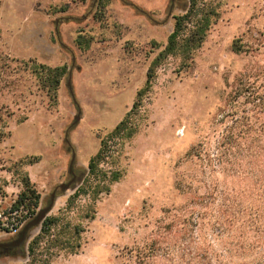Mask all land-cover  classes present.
I'll return each instance as SVG.
<instances>
[{
  "label": "rangeland",
  "instance_id": "1",
  "mask_svg": "<svg viewBox=\"0 0 264 264\" xmlns=\"http://www.w3.org/2000/svg\"><path fill=\"white\" fill-rule=\"evenodd\" d=\"M171 1L0 0V53L67 68L55 106L22 66L12 74L15 83L0 92L7 124L0 134V213L8 219L14 213L20 230L36 216L12 209L24 172L40 194L37 213L54 188L68 182L73 155L80 174L72 188L57 192L45 217L58 222L45 234L40 225L32 230L23 256L2 257L0 264H215L210 253L201 258L196 244L200 236L213 251L209 230L190 227V241L175 233L184 219L198 226V213L210 222L209 210L197 202L215 176H203L188 154L200 143L211 150L221 129L217 114L237 79L264 63L263 49L232 48L239 38L264 33V0H198L215 12L201 47L187 67L178 56L162 59L138 100L148 68L183 14L182 1L174 7ZM79 36L89 42L86 49L76 43ZM136 101L133 134L108 142L107 157L91 174L88 163L101 140ZM25 158L38 160L21 169ZM9 236L0 225V242ZM154 242L159 252L151 262L137 257Z\"/></svg>",
  "mask_w": 264,
  "mask_h": 264
},
{
  "label": "trees",
  "instance_id": "2",
  "mask_svg": "<svg viewBox=\"0 0 264 264\" xmlns=\"http://www.w3.org/2000/svg\"><path fill=\"white\" fill-rule=\"evenodd\" d=\"M178 1L172 0L171 3L177 5ZM181 1L179 7L183 14L175 17L174 28L166 46L148 68L144 87L137 92L138 100L149 91L154 70L162 59L178 56L181 65L188 66L212 24L215 15L212 9L200 5L198 0ZM142 13L146 15L145 12ZM83 40L79 36L76 43L86 49L89 42ZM232 48L236 53H254L263 49L264 55V33L251 41L239 38ZM12 63L17 65L13 66ZM21 66L25 70L29 69L36 77L46 91L50 106H55L60 82L67 71L66 66L50 67L35 60L17 61L0 53V92L15 83L12 74L15 76L19 73ZM71 97L75 100L73 92ZM137 105L136 101L107 137L101 140L99 151L88 163L91 174H97L98 165L107 157L108 142L131 137L133 129L129 124L137 111ZM2 109L1 105L0 134L7 126ZM216 123L221 129L214 137L211 150L200 143L188 154L199 161L203 176H215L208 185L209 192L197 202L200 208L209 210L210 222H205L206 212L198 213V226L184 219L175 233L182 241H190L193 239L190 227H198L201 231L209 230L214 240L213 251L210 247V250L203 248L205 244L200 236H197L196 244L199 249H203L201 258L210 253L215 264H264V63L250 74L237 79L226 109L219 111ZM37 160L38 158H25L19 161L18 166L22 169ZM112 179H117L116 172ZM22 186L23 190L18 194L12 209L23 207L33 217L37 213L35 211L40 194L26 172L22 176ZM57 222V218H44L40 224L42 233H47ZM39 239L37 237L34 240V245ZM158 252L159 248L154 242L139 251L137 257L148 258L151 262Z\"/></svg>",
  "mask_w": 264,
  "mask_h": 264
},
{
  "label": "water",
  "instance_id": "3",
  "mask_svg": "<svg viewBox=\"0 0 264 264\" xmlns=\"http://www.w3.org/2000/svg\"><path fill=\"white\" fill-rule=\"evenodd\" d=\"M79 119V116L75 117V121L77 122ZM68 134V131L66 132V136ZM66 141L68 142V139L66 138ZM74 161V155L72 156V160ZM80 178L77 179V181H79ZM73 185H71L70 183L68 184H60L57 187H55V189L53 190V192L50 194V202L49 205L46 208H43L41 210L38 211V213L36 214V216L31 219L30 221H28L20 230L19 232V243H23L26 242L29 238V234L32 230H34L35 228H37L41 222L44 220V218L47 216V214L50 212V210L52 209L54 202L57 198V193L56 192H61L64 193L66 190L72 188Z\"/></svg>",
  "mask_w": 264,
  "mask_h": 264
},
{
  "label": "flooded vegetation",
  "instance_id": "4",
  "mask_svg": "<svg viewBox=\"0 0 264 264\" xmlns=\"http://www.w3.org/2000/svg\"><path fill=\"white\" fill-rule=\"evenodd\" d=\"M68 176L69 180L66 184L70 183L71 185L75 182V180L80 178V174H78L74 169L73 161L70 162L68 168ZM19 232L17 234L9 236L8 238H6V240L0 242V259L2 257L23 256L26 242L19 243Z\"/></svg>",
  "mask_w": 264,
  "mask_h": 264
},
{
  "label": "built area",
  "instance_id": "5",
  "mask_svg": "<svg viewBox=\"0 0 264 264\" xmlns=\"http://www.w3.org/2000/svg\"><path fill=\"white\" fill-rule=\"evenodd\" d=\"M0 223L1 227L8 228L12 235L17 234L22 226L21 223L14 220V213H10L9 219L3 213H0Z\"/></svg>",
  "mask_w": 264,
  "mask_h": 264
}]
</instances>
